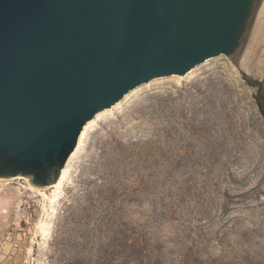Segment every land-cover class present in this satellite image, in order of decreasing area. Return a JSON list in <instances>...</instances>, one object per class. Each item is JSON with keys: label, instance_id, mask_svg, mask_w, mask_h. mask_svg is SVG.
Here are the masks:
<instances>
[{"label": "rangeland", "instance_id": "rangeland-1", "mask_svg": "<svg viewBox=\"0 0 264 264\" xmlns=\"http://www.w3.org/2000/svg\"><path fill=\"white\" fill-rule=\"evenodd\" d=\"M181 76L137 86L87 131L59 201L1 182L23 193L0 264H78L124 232L165 264H264V73L260 88L222 54Z\"/></svg>", "mask_w": 264, "mask_h": 264}, {"label": "water", "instance_id": "water-1", "mask_svg": "<svg viewBox=\"0 0 264 264\" xmlns=\"http://www.w3.org/2000/svg\"><path fill=\"white\" fill-rule=\"evenodd\" d=\"M262 1L0 0V178L52 185L132 89L222 54L238 66Z\"/></svg>", "mask_w": 264, "mask_h": 264}, {"label": "bare ground", "instance_id": "bare-ground-1", "mask_svg": "<svg viewBox=\"0 0 264 264\" xmlns=\"http://www.w3.org/2000/svg\"><path fill=\"white\" fill-rule=\"evenodd\" d=\"M237 64L249 77L259 79L262 77L264 73V0L261 2V5L258 9L256 18L253 23V27L251 30V34L246 44V47L244 49V52L242 56L237 58ZM174 75L178 77H182L179 74H174ZM155 80H157V78H155L152 81H155ZM137 89L138 88H134L133 90L128 92L125 95V97L122 100H120L118 103H116L112 108H106L98 112L96 116L86 124L80 136L77 148L69 157L68 162L63 168L61 176L56 183L49 185L47 187H37V186L32 185L29 182L30 180L29 177L19 175L18 177H13V178H0V184L1 182L10 181V180L17 179V178H24L27 182L26 186L24 187L30 190L32 194H36V195L38 193L42 194L44 198H49V200L52 203L59 201V199L61 198V195L59 194V190L61 186H63V184L65 183L70 161L74 157L76 152L80 149L87 131L94 128V126L97 125L99 121L102 120V118L107 112L113 110L115 107L121 105L127 99H129L137 91ZM51 188H53V194L52 196H49L47 195L46 190L51 189ZM21 191H22V188H20L19 192L23 193ZM19 192L18 193L11 192V194L7 192L5 194V193H2V191L0 190V227H2L1 225H4L2 223L5 222V220H7L8 217L10 216V209L12 205L11 201H13L15 196L17 195L19 196Z\"/></svg>", "mask_w": 264, "mask_h": 264}, {"label": "trees", "instance_id": "trees-1", "mask_svg": "<svg viewBox=\"0 0 264 264\" xmlns=\"http://www.w3.org/2000/svg\"><path fill=\"white\" fill-rule=\"evenodd\" d=\"M260 106L264 114V101ZM78 264H165V255L161 244L124 232Z\"/></svg>", "mask_w": 264, "mask_h": 264}, {"label": "flooded vegetation", "instance_id": "flooded-vegetation-1", "mask_svg": "<svg viewBox=\"0 0 264 264\" xmlns=\"http://www.w3.org/2000/svg\"><path fill=\"white\" fill-rule=\"evenodd\" d=\"M261 101H264V94L259 95Z\"/></svg>", "mask_w": 264, "mask_h": 264}]
</instances>
